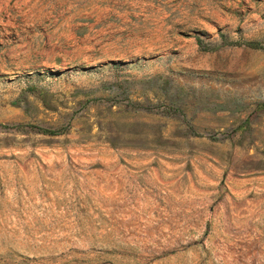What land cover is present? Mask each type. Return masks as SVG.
Returning a JSON list of instances; mask_svg holds the SVG:
<instances>
[{"label":"rangeland","instance_id":"rangeland-1","mask_svg":"<svg viewBox=\"0 0 264 264\" xmlns=\"http://www.w3.org/2000/svg\"><path fill=\"white\" fill-rule=\"evenodd\" d=\"M0 264H264V0H0Z\"/></svg>","mask_w":264,"mask_h":264},{"label":"trees","instance_id":"trees-1","mask_svg":"<svg viewBox=\"0 0 264 264\" xmlns=\"http://www.w3.org/2000/svg\"><path fill=\"white\" fill-rule=\"evenodd\" d=\"M221 36L224 38L223 33H221ZM197 42L202 45V41H201L200 37H198V36H197ZM244 43L247 44L248 46H251V47H257V46L261 45L260 42L255 41V40H245ZM4 126L10 127L9 125H6V124ZM20 126H21L20 124L11 125V127H15V128H19ZM31 128H34L37 131L47 133V134L63 133L66 129L65 126L58 127V128H52V127L39 126V125H34V124L31 125Z\"/></svg>","mask_w":264,"mask_h":264}]
</instances>
